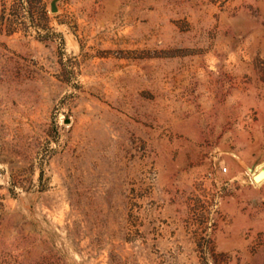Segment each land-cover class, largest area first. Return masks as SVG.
Returning <instances> with one entry per match:
<instances>
[{
	"label": "rangeland",
	"instance_id": "rangeland-1",
	"mask_svg": "<svg viewBox=\"0 0 264 264\" xmlns=\"http://www.w3.org/2000/svg\"><path fill=\"white\" fill-rule=\"evenodd\" d=\"M264 0H0V264H264Z\"/></svg>",
	"mask_w": 264,
	"mask_h": 264
},
{
	"label": "bare ground",
	"instance_id": "bare-ground-1",
	"mask_svg": "<svg viewBox=\"0 0 264 264\" xmlns=\"http://www.w3.org/2000/svg\"><path fill=\"white\" fill-rule=\"evenodd\" d=\"M263 168H264V166L261 167L258 171H256L255 173L252 174V179H253V181H254L255 183H257V184H260V183H262V182L264 181V172L261 173V174L259 175V177H257V179H255V180H254V176H255L256 174H258Z\"/></svg>",
	"mask_w": 264,
	"mask_h": 264
},
{
	"label": "water",
	"instance_id": "water-1",
	"mask_svg": "<svg viewBox=\"0 0 264 264\" xmlns=\"http://www.w3.org/2000/svg\"><path fill=\"white\" fill-rule=\"evenodd\" d=\"M263 172H264V168H263L258 174H256V175L254 176V180L257 179V177H259V175H260L261 173H263Z\"/></svg>",
	"mask_w": 264,
	"mask_h": 264
}]
</instances>
